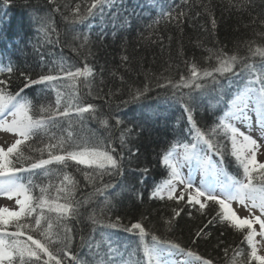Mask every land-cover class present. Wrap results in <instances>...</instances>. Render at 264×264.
Instances as JSON below:
<instances>
[{
  "label": "trees",
  "instance_id": "1",
  "mask_svg": "<svg viewBox=\"0 0 264 264\" xmlns=\"http://www.w3.org/2000/svg\"><path fill=\"white\" fill-rule=\"evenodd\" d=\"M91 3L92 0H54L53 4L48 0H0V65L10 64L14 69L0 78L10 76L9 90L15 93L22 88L26 76L35 79L59 74L63 78L56 82L61 93V110L69 101L82 106L92 104L97 110L95 118L86 113L83 121L75 111L70 112V118L57 116L60 123L47 135L41 132L26 141L21 146L23 154L40 158L38 149L63 137L66 144L103 140L102 149L111 145L114 157H122L119 172L74 162H69L66 169L57 164L48 166L53 171L47 176L36 170L41 174L32 177L37 185L32 195L40 196L43 186L48 198L63 203L64 193L57 192V188L64 186L65 171L72 176L76 182L72 198L80 202V207L78 215L64 223L72 229L71 251L84 259H91L88 243H95L100 232L105 231L112 234L113 248L120 246V252L130 251L133 260H142V250L132 251L138 235L123 231V226L134 222H141L149 231L147 243H152L151 234H155L161 241L178 243L212 264H226L225 249L227 259L235 255L238 245L245 252L250 251L246 243H240L242 236L226 223L214 222L204 230L208 235L196 236L219 211L212 202H208L202 214L197 206H186L184 201L177 204L174 200L153 197L152 193L168 178L169 170L163 166L167 152L174 150L173 145L188 142L187 113L173 93H191L196 98L193 117L205 130L218 122L213 114L217 92L230 98L234 89L242 85L238 83L241 79L255 78L244 67L245 63L254 66V73L264 70V58L249 51L264 47V0H113L112 6L93 10L94 15L83 23L75 22L79 15L86 14ZM238 4L242 6L237 7ZM54 8L58 10L53 11ZM180 13L183 15L179 16ZM40 17L49 18L51 27L46 32L41 30ZM218 52L237 55L240 61L231 73L224 76L214 73L219 80L217 84L212 83L211 77L198 80L208 90L206 95L201 96L200 90L194 88H173L168 83L179 82L181 75L189 78L192 64L200 70L215 66L214 53ZM85 66L92 69L90 76L75 80L66 76L68 71L82 70ZM158 83L166 87H158ZM145 86L148 91L133 100L132 95L143 91ZM22 95L32 101L36 117L46 116L41 107L54 108L57 98L56 91L44 85L25 89ZM217 107L223 109L224 105ZM117 120L121 123L117 124ZM69 132L72 141L68 139ZM226 143L230 153V142ZM53 151L62 154L59 149ZM43 158H47V151ZM21 163L27 166L28 161H17L16 166ZM223 166L230 175L241 178V169L230 154L225 156ZM20 175L28 183V174ZM173 208L184 211L169 228L165 220L171 219ZM46 215L52 217L53 232L63 234L56 223V213ZM93 216L105 224L117 222L119 217L121 227L101 229L89 219ZM24 222L34 223L31 218ZM8 230L15 228L10 225Z\"/></svg>",
  "mask_w": 264,
  "mask_h": 264
},
{
  "label": "snow or ice",
  "instance_id": "2",
  "mask_svg": "<svg viewBox=\"0 0 264 264\" xmlns=\"http://www.w3.org/2000/svg\"><path fill=\"white\" fill-rule=\"evenodd\" d=\"M48 3L53 4L54 0H48ZM105 5L112 6L113 0H92L86 14L79 15L75 22L83 23L88 16L94 15L93 10L102 9ZM240 6L242 5H237V7ZM57 10L53 9V11ZM182 15L183 13L179 14V16ZM179 16L176 18L179 19ZM40 23L42 31L46 32L51 27L48 17H40ZM213 24H215L214 20ZM81 47L84 45L82 44ZM249 51L252 55L264 58V47L249 49ZM214 55L217 60L215 66L200 70L196 64H192L189 69V78L181 75L179 82L173 84L169 80L168 83L172 84L173 88H194L200 90L201 96L206 95L208 90L205 89V85L197 81L211 77L212 83L217 84L219 80L214 73L220 76L231 73L233 66L240 61L237 55L227 56L223 52L214 53ZM244 67L255 78L248 79L247 83L230 98L226 99L223 92H217L213 105L216 110L213 114L217 116L218 122H214L213 126L205 130L197 125L193 117L196 98L191 93L180 92L178 95L173 93L176 102L187 113L192 139L180 145L183 151L175 154L177 157L175 163H169L168 160L169 157H174V152H167L164 163L170 168L168 178L163 184L155 187L152 196L163 199L166 194L169 201L175 200L177 204L184 201L186 206L192 208L198 205V210L202 214L208 202H212L219 207V211L196 233V236L202 238V234L208 235L209 233L204 230L214 222L226 223L242 236L240 243H246L250 249L245 252L238 245L234 249L235 255L230 259H227L228 249H225L226 264H264V255L258 254L259 242L255 239L259 236L264 241V159H258V155L264 157V70L254 73L252 72L254 66L245 63ZM61 70L63 71V68ZM13 71L10 64L0 65V77H3L5 72L11 74ZM91 74L92 69L85 66L82 70L77 68L74 72L68 71L66 76L75 80ZM62 79L59 74L41 75L35 79L26 76L23 87L13 93L8 87L10 76L8 79L0 78V131L12 133L17 137L15 142L7 148L0 146V197H6L10 201L14 199L18 206L15 211L0 207V264H165L162 257L173 252L190 257L199 264H212L211 260L203 259L191 250H185L178 243L161 241L155 234H151L152 243H147L146 237L150 233L141 222L123 226V231L138 235V243L132 251L142 250V260H133L130 251L120 252V246L113 248L112 234L105 231L100 232V239L95 243H88L90 260L81 258L71 251L72 229L68 228L64 222L78 215L80 202L72 198L76 182L68 172L63 173L64 186L57 188V192L64 193V202L56 203L46 196V187H40V196L32 195L33 189L37 186L32 177L41 174L36 170H41L45 176L49 175L53 170L48 166L53 164L62 165L66 169L69 167V162L104 171L115 169L119 172L122 157L119 159L114 157L115 149L111 145H106L102 149L100 146L104 144L103 140L92 143L85 139L66 144L63 137L59 138L57 143H49L45 145V148L38 149L41 152L40 158L23 154L21 146L25 145L26 141L41 132L47 135L51 128L60 123L56 120L57 116L70 118V112L75 111L80 121L85 119L86 113H92L95 118L97 110L92 104L82 106L69 101L61 110V93L57 90L56 82ZM34 85H44L45 88L56 91L55 107L42 106L40 109L41 113L47 114L46 116L36 117L33 114L32 101L22 95L25 89ZM157 86L166 87L163 83H158ZM147 91L148 88L145 86L143 91L132 95V99L138 100ZM72 99H76L75 93ZM221 104L224 105L223 109L217 107ZM252 113L255 114L254 124L250 115ZM9 116L12 117L11 120L8 119ZM101 123L106 124V121L101 120ZM116 123L120 124L121 121L117 120ZM238 125H242L248 131H242ZM52 138L55 136L53 135ZM68 139L72 141L71 132L68 133ZM226 141H230V153L227 151ZM175 147L176 145L172 146L173 149ZM54 149H59L62 154L53 151ZM45 151H47V158H43ZM229 154L235 158L239 168L242 169V178L229 175L225 171L224 160ZM213 156L219 159L214 160ZM21 160L28 161L27 166L21 163L17 167V161ZM185 166L189 169L187 174L181 171ZM194 171H197L201 177L199 184L194 183ZM22 173L28 174V183L23 182L25 177L20 175ZM99 174L102 175L103 172ZM85 175L89 174L85 173ZM178 186H183L179 192ZM233 201L244 205L248 216L242 218L238 215L233 209ZM182 211L184 208H173V216L165 220V224L170 228ZM46 212L56 213V223L63 229V234L60 231L53 232L52 217L46 215ZM257 212L259 215H256ZM29 218L34 223L24 222ZM89 219L93 224H99L101 229L121 227L118 223L119 217L116 218L117 222L106 224L94 216ZM254 224L259 225L258 232L253 229ZM10 225L15 228V231L8 230ZM196 242L194 239L193 243ZM106 244L107 247H105ZM236 257L244 258L237 260Z\"/></svg>",
  "mask_w": 264,
  "mask_h": 264
},
{
  "label": "rangeland",
  "instance_id": "3",
  "mask_svg": "<svg viewBox=\"0 0 264 264\" xmlns=\"http://www.w3.org/2000/svg\"><path fill=\"white\" fill-rule=\"evenodd\" d=\"M253 79H254V77H252ZM247 81L248 80H243V79H241L238 83H240L241 84V82H242V85H240V87H238L237 89H234L235 90V93L236 92H238L241 88H242V86L245 84V83H247ZM8 119L9 120H11L12 119V117H8ZM186 123V125H187V127H188V129H190V125L188 124V122H185ZM242 131H243V129H241ZM185 136H186V138L188 139V141H191V139H192V135H191V133L189 132V130H188V132L187 133H185ZM15 141H12V140H9L8 141V138L6 139V133H4L3 131H0V146H3V147H5V148H7L8 146H10L12 143H14ZM230 142V141H229ZM181 150H182V147L180 148ZM230 149H231V147H230ZM178 150H179V148L177 149V150H174L173 152H175V151H177L176 153H178ZM175 153V154H176ZM174 154V155H175ZM175 157H169L168 158V160H169V163H175L176 162V160L174 159ZM234 158V157H233ZM213 159L215 160V158L213 157ZM258 159H264V157H260L259 155H258ZM234 160H235V158H234ZM236 162V161H235ZM163 166L166 168V169H168V170H170V168L168 167V164H166V163H164L163 162ZM195 168V167H194ZM170 172V171H169ZM198 175H199V173H197ZM243 176V173H242V169H241V173H240V177H242ZM162 184H163V182H162ZM182 187L183 186H178V192L180 191V190H182ZM178 194V193H177ZM163 198H167V195L166 194H164V197ZM0 199L2 200H4V201H1L0 202V205L2 206V207H7V208H9L10 210H13V211H15V210H17L18 209V206L15 204V202H14V200H8L6 197H0ZM175 201V200H174ZM235 201H233L232 202V206H235V205H237L238 203H234ZM197 207H199L198 205H197ZM243 210L244 211H242V213H238V211H236L235 210V208L233 207V209L238 213V215H240L242 218L243 217H246V216H248V211H247V209L245 208V206H243ZM253 229L255 230V231H259V225H256V224H254L253 225ZM255 239H256V241H258L259 243L257 244V247H258V254L259 255H264V241H262L261 240V237H259V236H256L255 237ZM250 250V249H249ZM170 261H174L173 262V264H177V262L175 261V259H174V257H172L171 259H169V262L167 263L166 262V260H165V264H170ZM195 263L196 264H199V262L198 261H195Z\"/></svg>",
  "mask_w": 264,
  "mask_h": 264
},
{
  "label": "bare ground",
  "instance_id": "4",
  "mask_svg": "<svg viewBox=\"0 0 264 264\" xmlns=\"http://www.w3.org/2000/svg\"><path fill=\"white\" fill-rule=\"evenodd\" d=\"M252 120H253V122H254V121H255V117H252ZM238 126H240V125H238ZM241 127H242L243 131H248V130H247L246 128H244L242 125H241ZM4 133H6V139L8 138V141H9V140L15 141V139L17 138V137H15L12 133H8V132H4ZM187 170H188V167L185 166L181 171H182L183 173L186 174ZM198 178H199V177H193V179H194V183H195V184H199L200 181L198 180ZM13 200H14V199H13ZM1 201H4V200H3V199H2V200L0 199V202H1ZM14 202H15V200H14ZM234 203H237V202H234ZM243 206H244V205L237 204V205H235V206H233V207L235 208L236 211H238V213H242V211H244V210H243V209H244ZM0 207H2V206L0 205ZM256 215H259V213L257 212ZM172 257H174V259H175V261L177 262V264H189V262H190V264H196L195 261L192 260L190 257H187V256H185V255H183V254H181V253H179V252H173L172 254H165V255L162 257V259H163L164 261H165V260L168 261V259H171ZM167 263H168V262H167Z\"/></svg>",
  "mask_w": 264,
  "mask_h": 264
}]
</instances>
